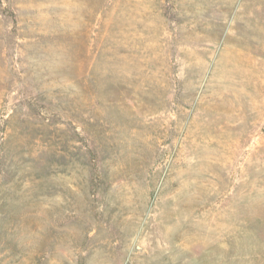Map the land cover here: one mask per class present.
Wrapping results in <instances>:
<instances>
[{"label":"rangeland","instance_id":"1","mask_svg":"<svg viewBox=\"0 0 264 264\" xmlns=\"http://www.w3.org/2000/svg\"><path fill=\"white\" fill-rule=\"evenodd\" d=\"M0 264H264V0H0Z\"/></svg>","mask_w":264,"mask_h":264},{"label":"bare ground","instance_id":"2","mask_svg":"<svg viewBox=\"0 0 264 264\" xmlns=\"http://www.w3.org/2000/svg\"><path fill=\"white\" fill-rule=\"evenodd\" d=\"M51 233V231H49Z\"/></svg>","mask_w":264,"mask_h":264}]
</instances>
